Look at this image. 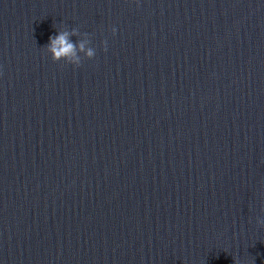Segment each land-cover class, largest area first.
Listing matches in <instances>:
<instances>
[{
  "label": "water",
  "instance_id": "water-1",
  "mask_svg": "<svg viewBox=\"0 0 264 264\" xmlns=\"http://www.w3.org/2000/svg\"><path fill=\"white\" fill-rule=\"evenodd\" d=\"M260 219L264 0H0V264H264Z\"/></svg>",
  "mask_w": 264,
  "mask_h": 264
},
{
  "label": "clouds",
  "instance_id": "clouds-1",
  "mask_svg": "<svg viewBox=\"0 0 264 264\" xmlns=\"http://www.w3.org/2000/svg\"><path fill=\"white\" fill-rule=\"evenodd\" d=\"M115 33V29H113ZM83 36L76 43L70 40L71 36ZM50 43L46 46L47 52L51 55V58L55 62L64 61L68 64H72L79 67L84 58L92 59L96 55V51L91 47V41L87 33L81 34L78 29L73 28L71 30L63 29L58 34L49 37ZM106 46V41L104 42ZM105 50L106 47H105ZM83 53V56L79 55ZM258 224L264 226V219L257 221Z\"/></svg>",
  "mask_w": 264,
  "mask_h": 264
}]
</instances>
